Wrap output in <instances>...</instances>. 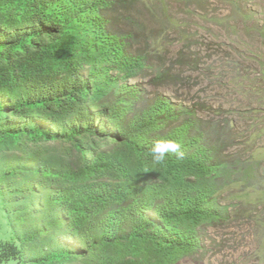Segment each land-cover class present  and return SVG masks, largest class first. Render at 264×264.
<instances>
[{
    "label": "trees",
    "instance_id": "1",
    "mask_svg": "<svg viewBox=\"0 0 264 264\" xmlns=\"http://www.w3.org/2000/svg\"><path fill=\"white\" fill-rule=\"evenodd\" d=\"M123 6L0 0V264H179L264 180L227 122L155 90L178 73L130 82L149 60L113 30Z\"/></svg>",
    "mask_w": 264,
    "mask_h": 264
},
{
    "label": "rangeland",
    "instance_id": "2",
    "mask_svg": "<svg viewBox=\"0 0 264 264\" xmlns=\"http://www.w3.org/2000/svg\"><path fill=\"white\" fill-rule=\"evenodd\" d=\"M117 1L124 6L109 15L114 32L130 34L131 52L149 60L130 82L153 92L158 69L178 73L155 90L213 124L227 122L230 153L251 157L264 179V0ZM241 199L246 211L208 229L204 251L179 264H264V180ZM10 237L0 207V242Z\"/></svg>",
    "mask_w": 264,
    "mask_h": 264
},
{
    "label": "clouds",
    "instance_id": "3",
    "mask_svg": "<svg viewBox=\"0 0 264 264\" xmlns=\"http://www.w3.org/2000/svg\"><path fill=\"white\" fill-rule=\"evenodd\" d=\"M164 148H169V149H172L173 151H175V150H177V149L179 148V145H177V144H175V143H171V142H169V143H167L166 145H164V146L158 148L157 150H159V151H163ZM157 159L159 160V159H161V158L157 157Z\"/></svg>",
    "mask_w": 264,
    "mask_h": 264
}]
</instances>
